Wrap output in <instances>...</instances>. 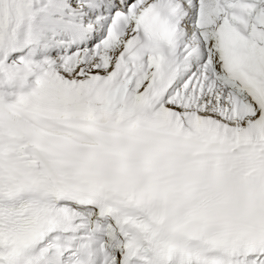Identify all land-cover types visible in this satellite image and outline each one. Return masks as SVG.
<instances>
[{"label": "snow or ice", "instance_id": "snow-or-ice-1", "mask_svg": "<svg viewBox=\"0 0 264 264\" xmlns=\"http://www.w3.org/2000/svg\"><path fill=\"white\" fill-rule=\"evenodd\" d=\"M0 264H264V0H0Z\"/></svg>", "mask_w": 264, "mask_h": 264}]
</instances>
